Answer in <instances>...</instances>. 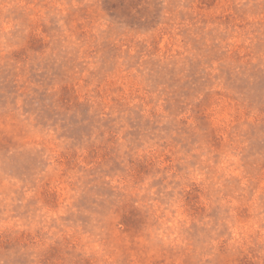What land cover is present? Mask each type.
I'll return each mask as SVG.
<instances>
[{"label":"rangeland","instance_id":"obj_1","mask_svg":"<svg viewBox=\"0 0 264 264\" xmlns=\"http://www.w3.org/2000/svg\"><path fill=\"white\" fill-rule=\"evenodd\" d=\"M0 264H264V0H0Z\"/></svg>","mask_w":264,"mask_h":264}]
</instances>
